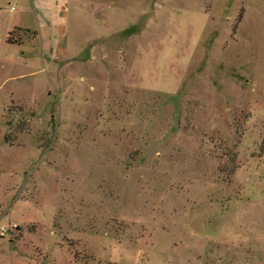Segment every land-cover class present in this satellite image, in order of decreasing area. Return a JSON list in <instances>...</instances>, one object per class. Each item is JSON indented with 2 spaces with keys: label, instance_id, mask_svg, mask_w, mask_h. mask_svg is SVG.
<instances>
[{
  "label": "rangeland",
  "instance_id": "obj_1",
  "mask_svg": "<svg viewBox=\"0 0 264 264\" xmlns=\"http://www.w3.org/2000/svg\"><path fill=\"white\" fill-rule=\"evenodd\" d=\"M0 264H264V0H0Z\"/></svg>",
  "mask_w": 264,
  "mask_h": 264
}]
</instances>
